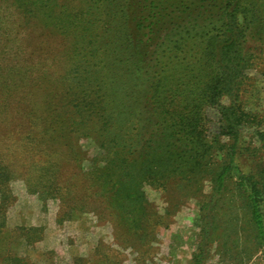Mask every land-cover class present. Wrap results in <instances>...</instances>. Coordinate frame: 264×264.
I'll return each instance as SVG.
<instances>
[{
  "label": "trees",
  "instance_id": "1",
  "mask_svg": "<svg viewBox=\"0 0 264 264\" xmlns=\"http://www.w3.org/2000/svg\"><path fill=\"white\" fill-rule=\"evenodd\" d=\"M258 50L264 0H0V116L19 94L29 190L58 200V222L109 219L145 259L170 212H155L144 187L196 195L207 183L190 264H204L217 230L235 225L233 215L218 223L232 207L264 256V180L236 161ZM14 171L0 150V264H33L14 240L31 245L41 228L5 223Z\"/></svg>",
  "mask_w": 264,
  "mask_h": 264
},
{
  "label": "rangeland",
  "instance_id": "2",
  "mask_svg": "<svg viewBox=\"0 0 264 264\" xmlns=\"http://www.w3.org/2000/svg\"><path fill=\"white\" fill-rule=\"evenodd\" d=\"M255 55L254 63L247 71L249 85L243 95V104L248 118L242 125L236 161L242 171L255 180L263 181L264 51H255ZM9 100V105L0 116V150L15 170L9 183L15 202L5 212V223L9 229L31 226L41 228L39 240L31 245H26L23 237L16 234L14 241L21 254H25L33 264L191 263L200 236L198 209L200 201L208 194L207 183L196 195L171 183L164 189L144 187L147 200L155 212L170 213L168 225L157 227L152 248L147 257L142 259L141 250L123 245V237L114 233L109 219H98L92 212H74L68 219L58 222V200L43 201L29 190L25 181V167L21 166L24 160L19 159L24 155L20 153V145L26 142L24 137L29 124L26 123L27 118L21 119L24 106L20 95H14ZM209 114L214 121V111ZM215 128V123L212 122L210 131L214 133ZM79 143L88 157L98 151L90 139H82ZM83 165L87 166V162ZM230 210L227 209L225 214L220 215L218 223L219 226H225L226 219L233 215L236 217L233 223L235 225H226V228L217 230L216 241L208 246L204 264H264L262 253L250 249L249 224L245 222L243 212L237 207ZM228 233L230 238L226 242Z\"/></svg>",
  "mask_w": 264,
  "mask_h": 264
}]
</instances>
